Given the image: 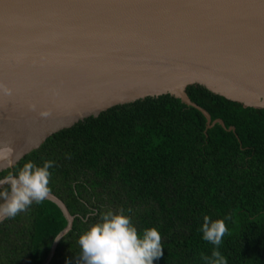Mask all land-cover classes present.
Masks as SVG:
<instances>
[{"label":"trees","instance_id":"16d2710c","mask_svg":"<svg viewBox=\"0 0 264 264\" xmlns=\"http://www.w3.org/2000/svg\"><path fill=\"white\" fill-rule=\"evenodd\" d=\"M186 90L224 125L208 127L202 110L164 93L86 117L21 157L20 166L54 161L49 191L73 221L58 237L69 224L63 209L50 198L33 202L0 222V264H76L80 234L119 209L131 210L138 230L160 231L154 264H206L213 245L202 239L205 215L229 218L219 246L227 264H264V107L200 84Z\"/></svg>","mask_w":264,"mask_h":264},{"label":"water","instance_id":"95a60500","mask_svg":"<svg viewBox=\"0 0 264 264\" xmlns=\"http://www.w3.org/2000/svg\"><path fill=\"white\" fill-rule=\"evenodd\" d=\"M192 84L264 107V0H0V105L32 88L40 100L29 124L0 135L21 157L86 117L164 93L202 110L208 127L224 125L191 100ZM55 100L61 112L79 108L60 118ZM46 198L69 219L60 237L73 215Z\"/></svg>","mask_w":264,"mask_h":264},{"label":"clouds","instance_id":"9594fccd","mask_svg":"<svg viewBox=\"0 0 264 264\" xmlns=\"http://www.w3.org/2000/svg\"><path fill=\"white\" fill-rule=\"evenodd\" d=\"M21 155L9 143L0 144V222L16 216L29 206L43 201L49 192L52 160L36 164L26 160L17 164ZM131 210H108L99 214L98 220L83 231L78 243L80 254L76 264H154V258L162 255L161 234L157 227L138 230L131 216ZM92 215L96 214L93 209ZM223 218L203 217L200 225L202 239L211 243L210 256L203 259L206 264H227L226 257L219 250L222 238L228 231Z\"/></svg>","mask_w":264,"mask_h":264},{"label":"rangeland","instance_id":"374dc122","mask_svg":"<svg viewBox=\"0 0 264 264\" xmlns=\"http://www.w3.org/2000/svg\"><path fill=\"white\" fill-rule=\"evenodd\" d=\"M37 94L38 91L32 88V92L30 91L29 94L21 93L18 96L14 95L2 99V103L0 105V135L7 133L9 129L11 131H9L8 133L13 132V129L10 128L13 125L10 123L11 121L8 120L6 116L8 115V117H11L10 112L16 110L15 108H18L20 106L19 111L16 113L20 116L22 114H30L33 112L34 108L37 107V104L40 102L39 99H36V97L39 96ZM16 122H20V120H16L15 123Z\"/></svg>","mask_w":264,"mask_h":264},{"label":"bare ground","instance_id":"6f19581e","mask_svg":"<svg viewBox=\"0 0 264 264\" xmlns=\"http://www.w3.org/2000/svg\"><path fill=\"white\" fill-rule=\"evenodd\" d=\"M38 72L39 71H37V72L36 71L29 72V76L31 77V79H32V77H33V79L39 78L41 76V74L38 73ZM50 75H54V74H50ZM37 89L38 88H35L34 90H37ZM39 105L40 104H37V106H39ZM64 106H65V104H64V102L62 100H55L54 101V107L51 109V111H57V112H59V115L57 117L64 118V117L71 116L79 108L78 106L73 105L72 108L69 111H67V112H65V111L64 112H61L63 110ZM19 109H20V106L18 107V109L14 110L13 112H10V116H11V119L12 120L13 119H14V121L20 120V122L13 123L12 128H15L14 130L19 129L21 125H24V123H28L29 124L30 121L27 120V119L32 117V113H30V114H28V113L27 114H22L21 116L19 114H16L19 111ZM0 110H1V107H0ZM6 117H7L8 120H10L9 117H8V115ZM45 121H46V119H45ZM50 121H51V124H53V123L56 122V119H50ZM37 123L44 124V121L43 120L40 121V119H39V120H37ZM32 132H33V130H32ZM33 135H30V133H29V135H25V136H20L19 135L20 138L18 139V143L30 139L31 136H33Z\"/></svg>","mask_w":264,"mask_h":264}]
</instances>
